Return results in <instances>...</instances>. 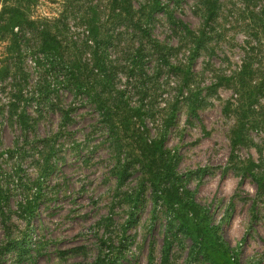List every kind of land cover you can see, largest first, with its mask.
Returning a JSON list of instances; mask_svg holds the SVG:
<instances>
[{"label": "rangeland", "instance_id": "374dc122", "mask_svg": "<svg viewBox=\"0 0 264 264\" xmlns=\"http://www.w3.org/2000/svg\"><path fill=\"white\" fill-rule=\"evenodd\" d=\"M73 1L65 24L77 44L87 38L90 6L112 22L108 0ZM163 1L174 19L203 28L197 0ZM141 2L132 0L135 8ZM17 4L38 24L25 26L21 52L0 28V264H264V33L252 36L246 20L256 0H220L208 50L191 62L185 49L170 58L190 69L157 74L153 58L141 76L115 71L125 95L115 121L125 122L133 107L140 113L129 118L120 148L95 104L36 49V30L64 16L65 0H0V16ZM155 18L153 36L180 43L173 18ZM248 59L253 69L242 79ZM242 85L260 123L235 142L238 116L229 103ZM191 89L200 90L194 110L182 98ZM143 138H161L164 159L148 155Z\"/></svg>", "mask_w": 264, "mask_h": 264}, {"label": "trees", "instance_id": "16d2710c", "mask_svg": "<svg viewBox=\"0 0 264 264\" xmlns=\"http://www.w3.org/2000/svg\"><path fill=\"white\" fill-rule=\"evenodd\" d=\"M108 1L110 9L107 15L112 22L109 23V20L100 21L99 18L102 14L98 12L99 7L90 6L83 15L87 17L83 21L87 28V38L77 44L65 24V15L69 7H74V1L65 0L67 11L64 12V16L48 19L44 27L36 30V35L40 37L36 49L41 51L44 57L43 60L48 63L50 69L63 73L59 75H63L65 80L69 78L68 85L73 86L76 93L85 94L87 101L95 104L102 121L108 127L110 139L117 148H120L122 139L128 137L124 132L128 130L129 118L133 114L140 117V113L139 108L133 107L125 122L118 123L115 121L119 116V106L124 103L123 96H125L122 90L115 88V71L135 69L133 71L135 75H140L139 71L146 74L143 71V69H147L145 67L146 61L153 58L155 63L153 69H156L157 74L161 73L162 69H190L191 63L186 65L181 59H177V63H172L170 58L175 56L179 50L185 49L188 50L189 61L191 62L204 50H208L209 41L215 33H218L216 24L219 19L218 11L221 9V4L220 0H197L196 12L203 18L204 25L203 28L194 31L182 20L174 19L170 13L173 8H170L168 3L163 0H143L139 8L134 7L132 0ZM245 2L248 3L249 0H245ZM260 2L263 4L258 7V4H261ZM159 12L173 18L171 30L173 35L177 36L180 41L174 47L166 45L153 36L152 30L156 26L155 14ZM0 18L3 21V24L0 23L1 30L12 35L11 47L21 52L22 42L25 41L24 44H28V39L25 38L24 33L25 26L30 25L33 27L38 22L28 19L29 17L22 12L20 4L10 5L5 9V13L1 14ZM246 20H249L248 28H250V25L253 28H250L253 31L252 36H259L260 33H264V0H256V4L252 9L247 8ZM7 25L10 26L11 30L6 27ZM114 25L119 29L117 32L113 31ZM15 26L17 27L16 31H14ZM23 38L25 39L22 40ZM122 43L123 45H121ZM111 49L116 53L114 58H111L109 53ZM35 60L41 61L38 57ZM125 60L129 61L130 66L126 64ZM252 65V61L248 59L241 66L240 69L242 70L239 74H241L242 79L246 77L244 72L246 69H253ZM173 70L171 71L174 72ZM183 77L185 82L189 80L187 72L183 71ZM195 77L196 74L190 76L192 80ZM182 82L179 81V84ZM164 83L171 86L168 78L165 79ZM243 86L239 89V98H235L234 103H229V106L233 107V112L238 116L237 126L233 130L235 142L245 141L243 132L248 130L249 127L260 123L259 119L253 115V102L248 104L245 99L251 97H246L248 94L242 91ZM199 91L191 89L189 95H183L182 98L188 102L190 109L194 110L196 108ZM180 101V96L176 95L174 103L179 104ZM165 120L169 123L171 117ZM137 130L142 132L139 128ZM148 142L143 138L147 154L150 156L157 155L164 159L166 152L161 146L162 139L156 138ZM129 145L130 143H127V146ZM127 154L136 156L137 152L127 149ZM141 158L143 157H137L138 162ZM253 175L255 177L259 176L255 173ZM257 180H259V177Z\"/></svg>", "mask_w": 264, "mask_h": 264}]
</instances>
